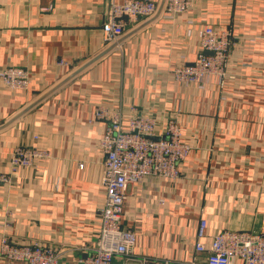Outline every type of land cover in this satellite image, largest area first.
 Listing matches in <instances>:
<instances>
[{
	"label": "crops",
	"instance_id": "0c3cea01",
	"mask_svg": "<svg viewBox=\"0 0 264 264\" xmlns=\"http://www.w3.org/2000/svg\"><path fill=\"white\" fill-rule=\"evenodd\" d=\"M123 1L0 0V71L18 66L30 77L17 89L0 76V125L117 42L0 130V172L10 175L0 183V240L68 246L59 264H74L86 255L82 247L96 245L106 199L100 139L109 121L94 113L103 106L120 110L126 125L130 115H152L158 133L176 117L192 147L179 177L147 175L128 186L122 222L137 234L132 261L208 264L198 240L208 246L224 230L264 233V0H193L173 17L164 8L157 15L162 0H155L154 15L129 21L108 44L103 22L112 3ZM205 26L234 37L222 86L211 78L199 88L173 75L201 52ZM16 146L50 157L13 169ZM0 264L28 263L0 256Z\"/></svg>",
	"mask_w": 264,
	"mask_h": 264
},
{
	"label": "built area",
	"instance_id": "2783aa9c",
	"mask_svg": "<svg viewBox=\"0 0 264 264\" xmlns=\"http://www.w3.org/2000/svg\"><path fill=\"white\" fill-rule=\"evenodd\" d=\"M193 0H166L164 14L173 17L178 12L192 8ZM158 4L155 0H124L113 2L102 30L106 43L116 41L128 30L129 21H138L155 14ZM191 30L188 31V34ZM202 50L190 63L173 70L176 81L195 84L204 88L211 78L222 86L226 79V66L233 35L228 30H217L211 26L199 29ZM205 50L212 53L208 54ZM60 63L66 64L64 60ZM3 81L12 88L26 89L30 83L27 71L11 66L0 71ZM111 112V113H110ZM179 112V109L177 110ZM96 118L108 119L109 124L100 139L105 154L102 183L106 189L104 206L99 209L101 229L95 246L82 247L86 255L79 256L74 264H149L145 257L136 258L134 249L136 232L122 222L127 200L128 186L139 182L147 175H159L175 179L180 176L179 164L190 153L192 147L183 141L180 123L176 117H169L158 133L157 120L152 115H130L127 125L120 110L109 111L99 106ZM50 157L49 151L31 146H16L9 161L13 169L31 166L38 158ZM10 181V175L0 172V183ZM206 221L200 220L197 237L205 235ZM68 246L56 247L32 242L18 244L2 235L0 256L7 261H26L28 264H59ZM195 249L207 252L208 264H264V233L250 230H224L214 235L207 246L201 240ZM73 250V249H72ZM124 262V263H123ZM161 264H171L164 260Z\"/></svg>",
	"mask_w": 264,
	"mask_h": 264
},
{
	"label": "water",
	"instance_id": "95a60500",
	"mask_svg": "<svg viewBox=\"0 0 264 264\" xmlns=\"http://www.w3.org/2000/svg\"><path fill=\"white\" fill-rule=\"evenodd\" d=\"M165 1L166 0H162L161 4L158 8L157 11V15L160 14V12L162 11V9L164 8L165 5ZM147 23L144 22L141 25H139L138 27H136L134 31H137L138 29H140L141 27H143L145 24ZM117 45V42L112 43L111 45H109L108 47H106L103 51H101L100 53H98L96 56H94L93 58H91L90 60H88L87 62H85L83 65H81L80 67H78L77 69H75L72 73H70L67 77H65L61 82H59L57 85H55L54 87H52L50 90H48L46 93H44L43 95H41L40 97H38L36 100H34L32 103H30L29 105H27L24 109H22L21 111H19L17 114H15L13 117H11L10 119H8L6 122L2 123L0 125V130L9 126L10 124H12L15 120H17L19 117H21L24 113H26L28 110H30L32 107H34L36 104H38L40 101H42L44 98H46L48 95H50L53 91H55L57 88H59L62 84H64L65 82H67L68 80H70L71 78H73L74 76H76L78 73H80L81 71H83L85 68H87L88 66H90L92 63H94L96 60H98L99 58H101L103 55H105L107 52H109L110 50H112L115 46ZM206 53L210 54L212 53L209 50H205Z\"/></svg>",
	"mask_w": 264,
	"mask_h": 264
},
{
	"label": "rangeland",
	"instance_id": "374dc122",
	"mask_svg": "<svg viewBox=\"0 0 264 264\" xmlns=\"http://www.w3.org/2000/svg\"><path fill=\"white\" fill-rule=\"evenodd\" d=\"M211 54V53H210ZM227 64H228V61H227ZM226 75H227V66H226ZM124 263V262H123Z\"/></svg>",
	"mask_w": 264,
	"mask_h": 264
}]
</instances>
